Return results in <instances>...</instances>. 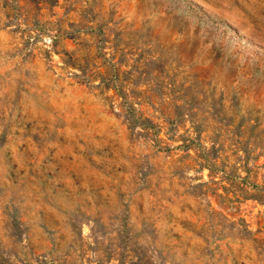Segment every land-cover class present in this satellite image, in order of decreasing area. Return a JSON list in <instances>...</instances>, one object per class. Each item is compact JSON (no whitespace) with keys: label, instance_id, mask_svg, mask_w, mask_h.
Segmentation results:
<instances>
[{"label":"rangeland","instance_id":"374dc122","mask_svg":"<svg viewBox=\"0 0 264 264\" xmlns=\"http://www.w3.org/2000/svg\"><path fill=\"white\" fill-rule=\"evenodd\" d=\"M0 264H264V0H0Z\"/></svg>","mask_w":264,"mask_h":264}]
</instances>
